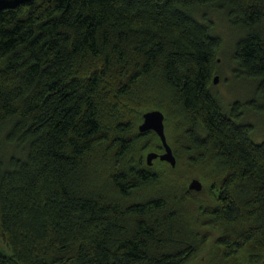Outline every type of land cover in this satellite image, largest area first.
I'll return each instance as SVG.
<instances>
[{"label": "trees", "instance_id": "trees-1", "mask_svg": "<svg viewBox=\"0 0 264 264\" xmlns=\"http://www.w3.org/2000/svg\"><path fill=\"white\" fill-rule=\"evenodd\" d=\"M224 49L232 77L256 83L247 109L261 115L264 0L0 11V264H264V140L213 93ZM152 110L218 194L197 223L169 174L180 160L146 163L163 150L138 132Z\"/></svg>", "mask_w": 264, "mask_h": 264}, {"label": "rangeland", "instance_id": "rangeland-1", "mask_svg": "<svg viewBox=\"0 0 264 264\" xmlns=\"http://www.w3.org/2000/svg\"><path fill=\"white\" fill-rule=\"evenodd\" d=\"M218 29L220 34L223 35L225 40V45L229 41V37L225 33V27L221 21L217 22ZM228 51L230 49L223 50V54L219 57L221 60V68H220V80L217 85H213L214 93L217 92V95L221 101V105L230 109L234 102L238 101L244 103L246 100L250 99L253 91V87L256 86V83L252 81H236L231 74V70L229 68V59H228ZM223 63V64H222ZM244 119H247L246 122L253 125L254 129V139L257 143H260L264 140V112L261 115H255L253 112L244 111ZM165 117V115H164ZM166 130V138L168 141V145L174 150L175 155L177 156V160H180V163L177 162V166L174 171H170V175L177 179L180 183H184L187 187L190 182L194 179L199 180L202 184V190L200 192L191 191V202L188 209L191 212V215L194 216V221L196 223L202 219L204 216L201 215V212L204 209L209 210L211 206H214L217 203L216 197L218 196L216 191L211 189V183L209 181H203L202 173L195 166L188 163V156L184 153H181V133L175 128V125L170 122H166L164 124ZM151 138V137H149ZM160 162H155L157 166ZM161 164V163H160ZM176 165V164H175ZM171 167V166H170ZM174 168V167H171ZM197 218V220H195ZM202 233H206L208 237V250L211 249L214 239L217 237V228L209 227L201 229ZM205 259H208V252H205ZM203 264V263H202ZM205 264H208V261H205Z\"/></svg>", "mask_w": 264, "mask_h": 264}, {"label": "water", "instance_id": "water-1", "mask_svg": "<svg viewBox=\"0 0 264 264\" xmlns=\"http://www.w3.org/2000/svg\"><path fill=\"white\" fill-rule=\"evenodd\" d=\"M34 0H0V11L11 9L23 4H31ZM213 83H218V77L213 79ZM142 123L138 127L140 134L147 132H153L160 140L164 153L158 155L154 152H150L146 156V163L148 166L152 165L153 160L159 158L160 161L168 163L171 167H175L176 161L172 154L171 148L167 143L164 132V114L159 110L148 111L143 114ZM190 191L200 192L202 190V184L199 180H192L188 185Z\"/></svg>", "mask_w": 264, "mask_h": 264}, {"label": "flooded vegetation", "instance_id": "flooded-vegetation-1", "mask_svg": "<svg viewBox=\"0 0 264 264\" xmlns=\"http://www.w3.org/2000/svg\"><path fill=\"white\" fill-rule=\"evenodd\" d=\"M218 61H220V60H218ZM216 77H218V82H219V80H220V75H217ZM218 84V83H217ZM217 84H214L213 83V85H217ZM213 93H214V91H213ZM214 94H217V92L216 93H214ZM249 103H251V101L250 100H248V101H245L244 103H241V102H238V101H236V102H234V104H233V108H235V107H238V108H243V110H242V112H241V119L244 121V111H246V110H248V111H250L249 109H247V108H250L251 109V107L250 106H248L249 105ZM263 107V106H262ZM232 108V107H231ZM245 109V110H244ZM246 121H247V119H245ZM248 123V122H247ZM249 125H251L250 123H248ZM171 148V147H170ZM171 151H172V154H173V156H174V158H175V155H174V153H173V150H172V148H171ZM164 153V150H160L159 149V151L156 153V154H158V155H161V154H163ZM175 161H176V158H175ZM155 162H160V163H165V164H168V163H166V162H163V161H160L159 160V158H156L155 160H153V162H152V165L151 166H148V167H152L154 164H155ZM169 165V164H168ZM170 166V165H169Z\"/></svg>", "mask_w": 264, "mask_h": 264}]
</instances>
